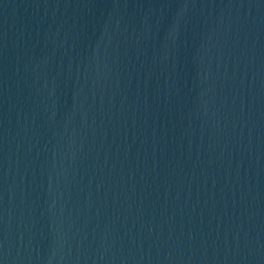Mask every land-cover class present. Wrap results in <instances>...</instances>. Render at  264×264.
Returning <instances> with one entry per match:
<instances>
[{"label":"water","instance_id":"obj_1","mask_svg":"<svg viewBox=\"0 0 264 264\" xmlns=\"http://www.w3.org/2000/svg\"><path fill=\"white\" fill-rule=\"evenodd\" d=\"M0 264H264V0H0Z\"/></svg>","mask_w":264,"mask_h":264}]
</instances>
